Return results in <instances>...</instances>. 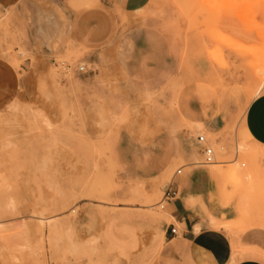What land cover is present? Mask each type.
<instances>
[{
    "label": "rangeland",
    "instance_id": "374dc122",
    "mask_svg": "<svg viewBox=\"0 0 264 264\" xmlns=\"http://www.w3.org/2000/svg\"><path fill=\"white\" fill-rule=\"evenodd\" d=\"M99 8H0V58L22 78L0 112V264H154L163 223L177 225L164 191L199 169L229 234L264 237V156L240 151H264L244 128L247 100L264 94V0H151L133 15L111 5L115 33L93 48L78 21ZM149 120L162 145L141 143ZM126 148L145 161L158 149L157 175H131Z\"/></svg>",
    "mask_w": 264,
    "mask_h": 264
},
{
    "label": "crops",
    "instance_id": "0c3cea01",
    "mask_svg": "<svg viewBox=\"0 0 264 264\" xmlns=\"http://www.w3.org/2000/svg\"><path fill=\"white\" fill-rule=\"evenodd\" d=\"M16 2L17 0H0V8H10ZM150 2L151 0H102V8L81 15L78 21L80 32L86 37L90 47L100 48L115 33V16L110 11L111 5H118L122 15H133L142 12ZM58 30L59 28L55 30L56 33ZM134 66V71H138L139 63L136 62ZM21 88L22 78L19 72L0 58V112L17 100ZM140 127L150 130V136L141 143L155 146L163 144V140L157 135L158 126L153 120L142 122ZM244 128L251 140L264 146V94L248 107L244 116ZM122 153L126 156L131 175L140 178L157 175L158 149L146 161L144 156L130 157L131 152L127 148ZM138 160L145 163L138 166ZM176 185L179 198L168 206L178 226L163 223L164 244L161 256L154 264H264V237L249 233L238 240L225 228L211 226L212 218L218 221L231 219H223L211 207L212 187L206 170L190 172ZM172 227L176 228L177 235L171 233Z\"/></svg>",
    "mask_w": 264,
    "mask_h": 264
},
{
    "label": "built area",
    "instance_id": "2783aa9c",
    "mask_svg": "<svg viewBox=\"0 0 264 264\" xmlns=\"http://www.w3.org/2000/svg\"><path fill=\"white\" fill-rule=\"evenodd\" d=\"M84 70L85 69L83 67L79 69L80 72H84ZM204 142H205V138L204 137H199L198 138V143L200 145H202ZM202 152L204 154V159H205L204 164L210 165V164H214L215 163V156H214V154H213V152H212L211 149L204 148ZM182 173H183V170L182 169H179L176 172V176L177 177H180L182 175ZM179 195L180 194H179V191H178L176 182L172 181L167 186V188L165 189L164 194H163V197H162V200L159 203V207L161 209H165L166 206H168L172 202L176 201L179 198ZM171 233L173 235H177L176 228L172 227Z\"/></svg>",
    "mask_w": 264,
    "mask_h": 264
},
{
    "label": "bare ground",
    "instance_id": "6f19581e",
    "mask_svg": "<svg viewBox=\"0 0 264 264\" xmlns=\"http://www.w3.org/2000/svg\"><path fill=\"white\" fill-rule=\"evenodd\" d=\"M264 67V66H263ZM257 69V68H256ZM259 74H260V71H259ZM262 75H264V68H263V70H262V73H261ZM261 75V76H262ZM255 89V88H254ZM260 95V92L258 91V92H256V93H254L252 96H250L249 97V99L247 100V102H246V106H245V112H244V116H245V113H246V111H247V109H248V107L250 106V104L258 97ZM246 132V131H245ZM246 135L248 136V134H247V132H246ZM253 143L255 144V145H258V143H256V142H254L253 141ZM260 145V144H259ZM261 146V145H260ZM258 147V146H257ZM264 149V148H263ZM240 151H242L243 152V154L245 155V156H249L251 159H253L254 161H257L258 159H260L261 157H263L264 156V151H261V150H259L258 148H247V146L246 147H241L240 146ZM243 176V175H242ZM165 213L164 214H162V217H165ZM212 223L214 224V226L215 227H217V228H226L227 227V221L226 222H224V221H218L216 218H212ZM229 222V221H228ZM163 243V242H162ZM163 245V244H162ZM159 250V249H158ZM160 250H161V248H160Z\"/></svg>",
    "mask_w": 264,
    "mask_h": 264
}]
</instances>
